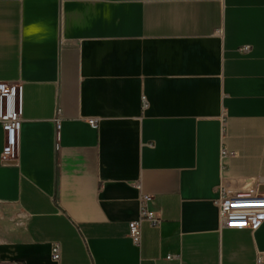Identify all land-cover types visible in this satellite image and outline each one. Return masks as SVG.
Instances as JSON below:
<instances>
[{"label":"crops","instance_id":"obj_1","mask_svg":"<svg viewBox=\"0 0 264 264\" xmlns=\"http://www.w3.org/2000/svg\"><path fill=\"white\" fill-rule=\"evenodd\" d=\"M0 82L22 100L0 264L264 259V221L217 205L264 194V0H0ZM140 193L160 223L135 244Z\"/></svg>","mask_w":264,"mask_h":264},{"label":"built area","instance_id":"obj_2","mask_svg":"<svg viewBox=\"0 0 264 264\" xmlns=\"http://www.w3.org/2000/svg\"><path fill=\"white\" fill-rule=\"evenodd\" d=\"M249 45H244L240 50L246 52ZM21 85L19 82H0V126L4 134L1 160L10 162L16 159L18 136L22 123ZM90 124L95 126V122ZM152 201V196L140 193L138 218L129 222V236L138 244L141 236V225L148 222L152 226L160 223V218L147 206ZM221 226L234 230H256L264 221V194H239L222 192L217 200ZM51 256L59 258V246L52 244ZM167 260L177 259L179 256L167 255ZM256 264H264V259L258 254Z\"/></svg>","mask_w":264,"mask_h":264}]
</instances>
